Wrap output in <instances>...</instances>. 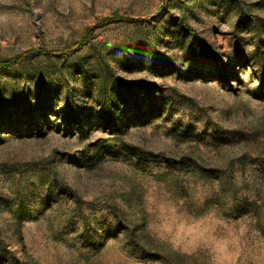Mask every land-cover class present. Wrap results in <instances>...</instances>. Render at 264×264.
<instances>
[{
	"label": "rangeland",
	"instance_id": "obj_1",
	"mask_svg": "<svg viewBox=\"0 0 264 264\" xmlns=\"http://www.w3.org/2000/svg\"><path fill=\"white\" fill-rule=\"evenodd\" d=\"M30 50L0 67V264H169L130 210L178 264H264V0H0V61Z\"/></svg>",
	"mask_w": 264,
	"mask_h": 264
},
{
	"label": "trees",
	"instance_id": "obj_2",
	"mask_svg": "<svg viewBox=\"0 0 264 264\" xmlns=\"http://www.w3.org/2000/svg\"><path fill=\"white\" fill-rule=\"evenodd\" d=\"M184 27L187 31H192V29L189 26L185 25ZM36 54H48V53L45 52L44 50H30L28 54L18 56L15 60L0 61V67L3 68L10 67L14 63L21 62L28 55H36ZM107 97H108V93L103 89L102 99H103V105L105 106L104 107L105 112H107V108H109L108 105L105 103L107 101ZM101 115L104 121V125H106L108 128L114 131L117 130L114 114H101ZM129 213H130L129 219H131V221L126 224H123V229H122L123 236L126 238V244H125L126 250L132 255H147L154 257L156 259L165 260L169 264H178V260L172 252L165 250L161 246H157L152 243L146 231L144 230L143 223H136L133 221L135 213L132 212V210H130ZM115 214L118 215L117 213ZM26 217L30 218V214H28V216ZM259 220H261L260 217ZM109 235L110 234H108V236L105 235L103 238L98 237L99 240L97 239V244H94L95 245L94 248L95 249L101 248L104 245L106 239L109 237ZM0 249L3 251H7L2 246L0 247ZM6 255H10L8 264H22L17 257L11 254V252L9 251L6 252Z\"/></svg>",
	"mask_w": 264,
	"mask_h": 264
}]
</instances>
